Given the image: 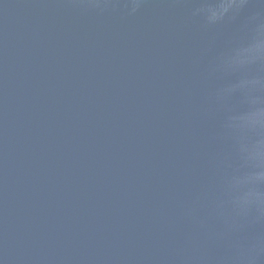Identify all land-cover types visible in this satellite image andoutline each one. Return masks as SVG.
<instances>
[{"label": "water", "instance_id": "water-1", "mask_svg": "<svg viewBox=\"0 0 264 264\" xmlns=\"http://www.w3.org/2000/svg\"><path fill=\"white\" fill-rule=\"evenodd\" d=\"M206 0H0V264H230L245 17ZM264 264V262H262Z\"/></svg>", "mask_w": 264, "mask_h": 264}, {"label": "clouds", "instance_id": "clouds-1", "mask_svg": "<svg viewBox=\"0 0 264 264\" xmlns=\"http://www.w3.org/2000/svg\"><path fill=\"white\" fill-rule=\"evenodd\" d=\"M249 5V0H206L197 9L208 24L235 20ZM257 10L245 17L247 36L220 58L219 68L239 73V78L223 88L220 96L241 94L247 110L230 117L239 131V166L226 179L222 215L233 226L254 228L264 223V0ZM230 264H262L264 232H249L233 245L227 257Z\"/></svg>", "mask_w": 264, "mask_h": 264}]
</instances>
